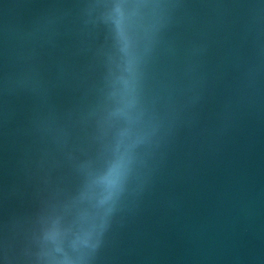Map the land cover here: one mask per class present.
I'll return each instance as SVG.
<instances>
[{"label": "water", "instance_id": "95a60500", "mask_svg": "<svg viewBox=\"0 0 264 264\" xmlns=\"http://www.w3.org/2000/svg\"><path fill=\"white\" fill-rule=\"evenodd\" d=\"M0 264H264V0H0Z\"/></svg>", "mask_w": 264, "mask_h": 264}]
</instances>
